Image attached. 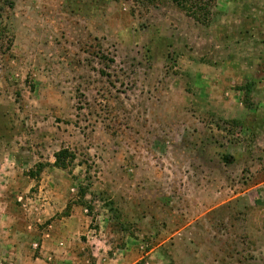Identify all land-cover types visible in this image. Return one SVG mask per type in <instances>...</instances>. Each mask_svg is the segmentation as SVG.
<instances>
[{
	"label": "rangeland",
	"instance_id": "1",
	"mask_svg": "<svg viewBox=\"0 0 264 264\" xmlns=\"http://www.w3.org/2000/svg\"><path fill=\"white\" fill-rule=\"evenodd\" d=\"M211 11L0 0V264H264V0Z\"/></svg>",
	"mask_w": 264,
	"mask_h": 264
},
{
	"label": "trees",
	"instance_id": "2",
	"mask_svg": "<svg viewBox=\"0 0 264 264\" xmlns=\"http://www.w3.org/2000/svg\"><path fill=\"white\" fill-rule=\"evenodd\" d=\"M172 2L179 10L183 11L186 16L190 17L194 21H201L209 18L212 14L211 9L214 7L216 0H169ZM243 91V88L240 89ZM74 156L71 152L66 149H60L53 154V162L51 166L58 170H65L68 168ZM84 192L81 190L79 192V203L85 208V210H90L89 206L86 205V201L83 199Z\"/></svg>",
	"mask_w": 264,
	"mask_h": 264
},
{
	"label": "crops",
	"instance_id": "3",
	"mask_svg": "<svg viewBox=\"0 0 264 264\" xmlns=\"http://www.w3.org/2000/svg\"><path fill=\"white\" fill-rule=\"evenodd\" d=\"M5 217V216H4ZM61 225H63L60 221L59 222H57L56 224H54L53 225V228L55 229L56 227L58 228H56V233L54 232L53 234H55V235H51V240L53 241V239L54 238H59L60 236H61ZM56 245H55V243L54 242H52V244H51V249L52 250H54L56 247H55Z\"/></svg>",
	"mask_w": 264,
	"mask_h": 264
}]
</instances>
